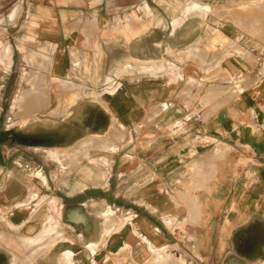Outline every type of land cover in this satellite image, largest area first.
<instances>
[{"label": "crops", "instance_id": "0c3cea01", "mask_svg": "<svg viewBox=\"0 0 264 264\" xmlns=\"http://www.w3.org/2000/svg\"><path fill=\"white\" fill-rule=\"evenodd\" d=\"M31 5L0 21V264H264V0Z\"/></svg>", "mask_w": 264, "mask_h": 264}, {"label": "rangeland", "instance_id": "374dc122", "mask_svg": "<svg viewBox=\"0 0 264 264\" xmlns=\"http://www.w3.org/2000/svg\"><path fill=\"white\" fill-rule=\"evenodd\" d=\"M31 2L32 0H0V21L2 22L4 20V16L6 13H9L11 15V17H15L19 12L22 11H28L31 8ZM2 24H0L1 26ZM32 197V196H31ZM44 197L38 196L37 194L35 195V197H33L32 201H31V220H34L39 224L44 223V217L46 215H48V213H53L55 215H57L59 210H55L53 211V198L50 197L47 199V205L44 206ZM112 213V212H110ZM106 225L108 226V222L109 220H111V224L109 223V225L116 227L117 223H115V220L111 219L110 214L106 213ZM64 220V219H63ZM65 221V220H64ZM66 222V221H65ZM182 225V223H181ZM105 228V234H107L108 232H110V228L107 227ZM1 227V226H0ZM60 225H59V220L54 219L50 216V218H48L47 222H46V230L44 232H40L39 235H42L43 237V233H47L46 236V242L45 245L46 247L49 249V247L59 238L65 237V231L64 230H60ZM1 230H5V228H2ZM66 230V235L68 236L67 238L69 240L75 239L78 234L75 230H70V228L65 227ZM51 232V234H50ZM14 234H18L16 232H14ZM49 235V236H48ZM191 238H194V236H191ZM15 248L18 246L17 243H15ZM47 249V250H48ZM163 255H165L167 258L169 259H173L174 257H182V259L184 260V262H186V264H197L195 259L191 256L186 254L185 252L181 251L180 249H166V248H158ZM156 255V251L153 252L152 256L145 262H143L142 264H148V261L150 259L153 258V256ZM121 262V261H120Z\"/></svg>", "mask_w": 264, "mask_h": 264}, {"label": "bare ground", "instance_id": "6f19581e", "mask_svg": "<svg viewBox=\"0 0 264 264\" xmlns=\"http://www.w3.org/2000/svg\"><path fill=\"white\" fill-rule=\"evenodd\" d=\"M231 15V14H230ZM230 15H229V17H230ZM196 165V164H195ZM50 234H51V232H50ZM46 236H47V233L45 234V233H43V238H44V240L46 239ZM49 236V235H48ZM35 237V236H34ZM37 237V236H36ZM32 238V237H31ZM38 238V237H37ZM34 239V238H33ZM36 239V238H35ZM45 242H46V240H45ZM45 245V244H44ZM46 246V245H45ZM48 248L47 247H45L44 248V250H47ZM159 256V255H158ZM160 258H161V256H160ZM164 258V257H163ZM167 260V259H166ZM162 262V261H161ZM163 262H165V259L163 260ZM162 262V263H163ZM170 262V261H169ZM161 263V264H162ZM166 263V262H165ZM165 263H163V264H165ZM152 264V263H151ZM179 264H182V263H179Z\"/></svg>", "mask_w": 264, "mask_h": 264}]
</instances>
